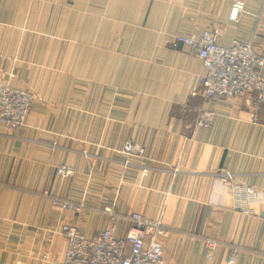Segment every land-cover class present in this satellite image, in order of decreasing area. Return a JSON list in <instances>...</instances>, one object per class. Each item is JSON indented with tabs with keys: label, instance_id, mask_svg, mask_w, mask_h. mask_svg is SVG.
<instances>
[{
	"label": "crops",
	"instance_id": "crops-1",
	"mask_svg": "<svg viewBox=\"0 0 264 264\" xmlns=\"http://www.w3.org/2000/svg\"><path fill=\"white\" fill-rule=\"evenodd\" d=\"M232 4L0 0V80L36 96L23 126L0 125V264H55L62 225L122 238L134 212L168 230L165 264H226L235 249L236 264H264V105L206 99L201 59L176 41L217 26L223 46L253 41L264 56V0H247L239 23Z\"/></svg>",
	"mask_w": 264,
	"mask_h": 264
},
{
	"label": "built area",
	"instance_id": "built-area-1",
	"mask_svg": "<svg viewBox=\"0 0 264 264\" xmlns=\"http://www.w3.org/2000/svg\"><path fill=\"white\" fill-rule=\"evenodd\" d=\"M247 0H233L229 21L239 23L246 11ZM220 28L212 26L198 36L196 32L180 35L176 38L192 48L201 59L205 72L200 77V88L208 100L222 98L251 99L253 107L264 105V56L255 51L253 41L235 40L230 47L220 43ZM16 81L18 74L11 76ZM36 100L35 94L21 86L0 80V124L9 129L23 126ZM208 122L211 115H204ZM205 125L206 122H203ZM56 148V145H52ZM125 167L130 166L125 161ZM174 173L178 169L173 170ZM58 175L73 179L76 168L61 165ZM218 178L227 183L237 184V176L228 171L216 173ZM115 191V190H113ZM255 190L242 186L239 194L242 198L254 196ZM55 207L75 214L82 212V205L69 202L61 197H53ZM112 221L118 218L114 210H108ZM132 226L122 238L115 237L112 228H107L94 237H88L76 226L64 224L62 233L68 239L67 249L61 260L55 264H165L164 248L159 236L168 234L161 221H154L145 215L134 212L129 217ZM214 248L215 243L208 241ZM237 249L233 250L226 264H236Z\"/></svg>",
	"mask_w": 264,
	"mask_h": 264
},
{
	"label": "rangeland",
	"instance_id": "rangeland-1",
	"mask_svg": "<svg viewBox=\"0 0 264 264\" xmlns=\"http://www.w3.org/2000/svg\"><path fill=\"white\" fill-rule=\"evenodd\" d=\"M19 76H20V74H18ZM0 125H2V126H4L3 124H0ZM5 128H7L6 126H4ZM21 127V126H20ZM18 128V127H17ZM8 130H9V128H7ZM16 129V128H15ZM10 130H13V129H10ZM52 142H54V143H52V145H56L57 147H58V144H57V142H55L54 140L52 141ZM60 148H61V146H60ZM62 165H65V164H62ZM61 166V165H60ZM58 168H59V166H58ZM58 168H57V170H58ZM58 174V173H57ZM54 197V196H53ZM52 197V198H53ZM77 204V203H76ZM82 206H84L82 203H80ZM82 211H83V207H82ZM116 220H118V218L116 219ZM71 225H73V224H71ZM63 226V225H62ZM75 226V225H74ZM77 227V226H76ZM78 228V227H77ZM61 229H62V227H61ZM79 229V228H78ZM80 230V229H79ZM81 231V230H80ZM61 232H62V230H61ZM82 232V231H81ZM83 233V232H82ZM63 234V233H62Z\"/></svg>",
	"mask_w": 264,
	"mask_h": 264
}]
</instances>
